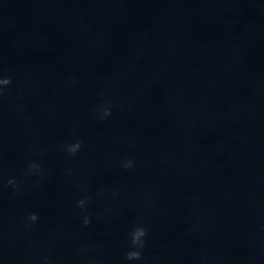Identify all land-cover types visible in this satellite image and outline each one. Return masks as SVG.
<instances>
[{
    "label": "clouds",
    "instance_id": "clouds-1",
    "mask_svg": "<svg viewBox=\"0 0 264 264\" xmlns=\"http://www.w3.org/2000/svg\"><path fill=\"white\" fill-rule=\"evenodd\" d=\"M11 83V79L10 77H3V78H0V85H9ZM109 113L108 112H105L104 115H108ZM81 147V142L77 141L75 143H72L70 145L67 146V151L70 153V154H75L79 148ZM132 161L129 160L127 161L125 164H124V167L125 168H128V167H131L132 166ZM39 166L36 165V164H31L29 165V168L30 169H37ZM8 183L10 185H14L15 182L14 180H9ZM84 204H85V200L84 199H81L78 201V205L83 208L84 207ZM28 219L30 221H36L38 219V214L36 213H31L29 214V217ZM84 223L85 225H87L88 223H90V221L87 219V217H85V220H84ZM130 236H131V246L132 248L134 249H141L144 247V241H143V237L146 236V230L145 228L141 227V226H137L135 227L132 232L130 233ZM141 257V252L138 251V250H132V251H128L126 254H125V258L127 260H138L140 259Z\"/></svg>",
    "mask_w": 264,
    "mask_h": 264
}]
</instances>
